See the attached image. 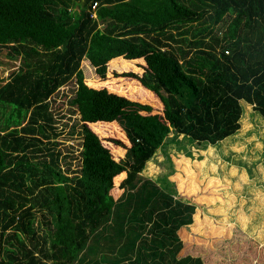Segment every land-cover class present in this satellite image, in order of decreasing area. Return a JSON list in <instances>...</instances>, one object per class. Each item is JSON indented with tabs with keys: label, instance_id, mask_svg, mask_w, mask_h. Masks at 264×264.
<instances>
[{
	"label": "trees",
	"instance_id": "obj_1",
	"mask_svg": "<svg viewBox=\"0 0 264 264\" xmlns=\"http://www.w3.org/2000/svg\"><path fill=\"white\" fill-rule=\"evenodd\" d=\"M0 49L16 62L0 82V264H264L236 229L187 234L193 207L140 176L169 132L213 145L239 128V101L264 121V0H0ZM83 59L100 78L108 61L134 64L93 89ZM73 76L68 175L42 142L48 100ZM108 227L114 254L86 259Z\"/></svg>",
	"mask_w": 264,
	"mask_h": 264
},
{
	"label": "rangeland",
	"instance_id": "obj_2",
	"mask_svg": "<svg viewBox=\"0 0 264 264\" xmlns=\"http://www.w3.org/2000/svg\"><path fill=\"white\" fill-rule=\"evenodd\" d=\"M74 10L77 11V7ZM205 17L203 19L208 24ZM198 26V23L190 25L191 28ZM212 27L218 30V36L219 31L224 29L220 23ZM5 53V49H0V82L16 65L13 61L9 64ZM109 62L106 64L105 76L100 78L88 61H80L79 70L84 84L98 89L111 82L113 74L118 76L126 68H133L134 64L131 62L122 68V60H114L112 64ZM75 89L73 76L49 98L48 111L52 122L50 127H45L46 138L42 142L60 170L68 175L76 174L79 168V115L76 108L69 104ZM239 103V128L234 134L210 145L198 144L169 132L161 147L143 166L140 176L149 179L172 200L193 207L192 223L183 227L187 234L207 240L213 234L218 235L219 226L227 235L236 229L264 247V121L250 105L243 101ZM105 146L111 151L114 161L121 158L117 150H112L107 144ZM35 217L39 220L40 213L35 212ZM40 227L39 232L42 233ZM110 234H115L117 239L115 228L110 230ZM120 242L124 243L123 237ZM97 244L98 241L91 246L86 259L96 260L99 255L111 257L114 254V248H100ZM141 248L139 258L144 252ZM211 249L214 252L223 249L221 239ZM131 252L125 250L124 255Z\"/></svg>",
	"mask_w": 264,
	"mask_h": 264
},
{
	"label": "crops",
	"instance_id": "obj_3",
	"mask_svg": "<svg viewBox=\"0 0 264 264\" xmlns=\"http://www.w3.org/2000/svg\"><path fill=\"white\" fill-rule=\"evenodd\" d=\"M114 227H108V228H106V231L105 232H108L109 234H110V230H112ZM117 236V235H116ZM117 238H118V236H117ZM115 240V234H113V236L112 237H108V236H106V235H102L101 237H100V239L98 240L99 241V247L100 248H102L103 246L104 247H112V248H114V244L113 245H108L109 244V240ZM107 240H108V242H107ZM107 245V246H106Z\"/></svg>",
	"mask_w": 264,
	"mask_h": 264
}]
</instances>
